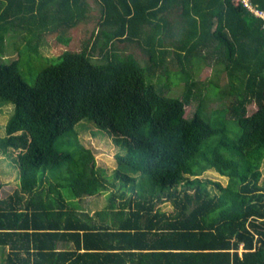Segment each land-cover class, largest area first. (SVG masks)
I'll use <instances>...</instances> for the list:
<instances>
[{"label": "trees", "instance_id": "trees-1", "mask_svg": "<svg viewBox=\"0 0 264 264\" xmlns=\"http://www.w3.org/2000/svg\"><path fill=\"white\" fill-rule=\"evenodd\" d=\"M50 36L67 46L53 57L40 50ZM26 54L47 61L33 84ZM8 104L0 153L11 150L18 184L0 198L5 264H264V20L241 0H0ZM83 120L122 145L112 177ZM119 179L106 207L84 211Z\"/></svg>", "mask_w": 264, "mask_h": 264}, {"label": "rangeland", "instance_id": "rangeland-1", "mask_svg": "<svg viewBox=\"0 0 264 264\" xmlns=\"http://www.w3.org/2000/svg\"><path fill=\"white\" fill-rule=\"evenodd\" d=\"M89 27L91 29L92 25H89ZM86 33L82 31L79 34L76 41L73 42V48L77 49L81 47L82 40L85 38L86 35H88ZM18 40L21 41V38L19 36H18ZM66 47L67 46L57 42L55 36H50L48 40L45 41V43H42L40 50L45 56L53 57L59 55L61 51ZM120 47L123 50L134 52L138 58H145L140 47L134 43L133 44L122 43L120 44ZM16 57H18V53L11 46L10 50L6 52V59L16 58ZM35 60H36L35 56H31L29 54H26L22 60L23 74L27 82H29L30 84L34 83L37 72L42 68L43 65L47 63V61L38 62L37 60L36 61ZM213 73H214L213 67H211L210 65H205L201 69L198 78H200L201 80H208L213 75ZM221 82L222 83L226 82L225 76L222 77ZM182 91H183V86L180 84L178 86L173 87L172 94H181ZM219 101L220 100H218L217 102ZM217 102L215 101L214 104H216ZM7 106L10 107L11 111L7 112L8 108H6V110L0 111V135H5V125L14 110L13 104H8L4 106V108ZM196 106H197V102L187 106V115L189 117L193 116L196 110ZM256 107H257L256 104L249 105V111L251 112L255 110ZM76 129L80 131V135L84 140V143L87 146L92 147L95 153L97 164L104 167L107 171V174L112 177V175L114 174L113 173L114 169L117 166L115 155L118 152V150L119 151L121 150L122 145L118 146L113 141L112 136L110 135L111 133H109L108 130L95 125L89 120H83L80 123H78L76 125ZM5 153L6 155L0 153V183H3V186L0 188V198H4L12 194V192L14 191V189L17 187L18 184V170L16 168L17 166L15 160L12 158L13 154H10L11 150H7L5 151ZM262 170H263L262 182L264 183V163L262 166ZM203 175L204 177H207L212 181H220L224 185H226L228 181V178L226 176H222L220 173H218L215 170H208ZM116 183L118 184V187L113 186V188L111 187L110 190L105 191L100 195H97L95 197L86 196L82 202L84 210L86 209L87 212L94 213L95 210L106 207L109 204V194L111 193V191H118L119 188L121 187L120 179L116 180ZM162 208L170 212L174 209L173 205L169 201L164 202L162 204ZM4 249H5L4 251L0 249V264H5L4 259L7 256L6 254L8 252V248H4Z\"/></svg>", "mask_w": 264, "mask_h": 264}, {"label": "built area", "instance_id": "built-area-1", "mask_svg": "<svg viewBox=\"0 0 264 264\" xmlns=\"http://www.w3.org/2000/svg\"><path fill=\"white\" fill-rule=\"evenodd\" d=\"M253 0H241L243 5L251 11L255 16L260 17L264 20V9L256 6Z\"/></svg>", "mask_w": 264, "mask_h": 264}, {"label": "crops", "instance_id": "crops-1", "mask_svg": "<svg viewBox=\"0 0 264 264\" xmlns=\"http://www.w3.org/2000/svg\"><path fill=\"white\" fill-rule=\"evenodd\" d=\"M96 196H97V195H96ZM88 197H95V196H88ZM102 209H103V208H102ZM98 210H100V209H98ZM84 211H86V209H85ZM95 211H96V210H95ZM90 213H91V215L94 214V213H92V212H90ZM60 247L63 248V247H65V246H64V245H60Z\"/></svg>", "mask_w": 264, "mask_h": 264}, {"label": "bare ground", "instance_id": "bare-ground-1", "mask_svg": "<svg viewBox=\"0 0 264 264\" xmlns=\"http://www.w3.org/2000/svg\"><path fill=\"white\" fill-rule=\"evenodd\" d=\"M102 22H104V21H102ZM217 89V88H216ZM213 93V92H212ZM209 96V95H208ZM165 236V235H164ZM158 239V238H157ZM160 239V238H159Z\"/></svg>", "mask_w": 264, "mask_h": 264}]
</instances>
